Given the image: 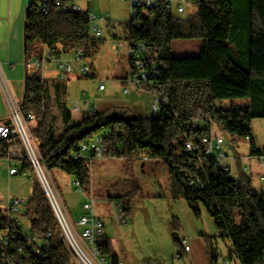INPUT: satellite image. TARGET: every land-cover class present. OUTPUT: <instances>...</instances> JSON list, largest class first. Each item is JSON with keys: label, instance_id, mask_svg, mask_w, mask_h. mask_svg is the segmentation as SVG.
<instances>
[{"label": "trees", "instance_id": "16d2710c", "mask_svg": "<svg viewBox=\"0 0 264 264\" xmlns=\"http://www.w3.org/2000/svg\"><path fill=\"white\" fill-rule=\"evenodd\" d=\"M41 1L30 0L25 11L26 57H40L44 48L70 52L79 47L89 56L98 39L92 37L87 12L63 11L57 4L80 0H50L46 11H42ZM191 2L197 11L188 17L159 8L143 10L139 17L142 28L134 26L130 30L133 42L149 45L147 65L158 66L160 88L169 96L170 105L160 117L134 115L130 108L111 106L74 122V113L65 100V81L70 76L64 80L44 78L42 68L26 75L21 109L25 115L32 112L36 117L33 134L50 172L61 169L86 190L91 184V159L75 158V153L82 142L109 130L110 136L104 141V157L134 161L147 156L148 160L163 161L169 168L172 198L185 200L197 218L202 217V207L205 208L215 222L218 235L231 242L232 256L240 264H264V194L254 190L253 179L243 170L240 154H237L240 178L235 179L207 160L201 146L203 134L211 128L208 119L228 133L233 142L239 137H249L252 148L257 143L252 121L264 118V0H249L248 68L232 56L230 40L238 32L237 29L232 33L233 1ZM182 39L203 40L201 54L174 57L173 42ZM130 66L133 72V64ZM237 98H251V102L245 106H223L225 100ZM193 119L203 123L194 127ZM3 121L10 119L0 122ZM186 139L196 145L195 157L202 164L199 174L207 184L205 188L192 189L184 175L188 164L182 145ZM6 146L8 143L0 140V158H4ZM29 169L34 173L32 193L20 214L26 228H18V250L0 245V264H8L7 259L11 264H76L73 253L58 233L48 238V245L40 247L27 239L30 235L46 238L47 231L57 227L46 192L31 162L24 160L21 173ZM129 195L131 191L110 196L112 201L122 203L124 214L131 208ZM173 222L177 230L176 219ZM13 223L6 210L0 209V234L14 227ZM204 238L210 260H216L214 236ZM99 247L112 264H119V255L109 236L100 237Z\"/></svg>", "mask_w": 264, "mask_h": 264}, {"label": "rangeland", "instance_id": "374dc122", "mask_svg": "<svg viewBox=\"0 0 264 264\" xmlns=\"http://www.w3.org/2000/svg\"><path fill=\"white\" fill-rule=\"evenodd\" d=\"M232 1V33L238 29L235 37L230 40L232 56L238 64L248 68L250 2L249 0ZM78 3L83 9L93 10L99 16H109L112 22L103 25L102 37L91 49L89 55L93 69L91 75L80 76L79 71L74 69V74H71L70 79L65 81L67 85L65 100L69 109L73 111L76 101L83 102L87 99L91 104L97 106L98 111L102 104L109 106L116 103L132 107L134 115L149 114L150 116L151 100L146 94L142 97L134 95L133 101H131L132 99L129 100V97L132 94L128 95L123 92L124 87L128 84L126 78L130 65L127 51L118 47L116 39L127 44L123 34L124 27L130 19V2L128 0H80ZM186 7L184 17L197 11L196 6L192 3L187 4ZM111 25L113 27H110ZM117 33L120 34L119 37H116ZM188 40L198 41L200 39L176 40L173 48L179 50L180 44ZM184 49L190 48L185 47ZM51 68H53L52 71ZM57 70V63L54 60L46 62L44 71L46 76L57 74ZM100 79L109 86L106 92L98 90ZM105 100L112 102L107 103ZM250 102L251 98L228 99L223 102V106H245ZM32 124L35 125L36 122ZM213 128L225 138L224 148L230 156L237 154L244 156L250 153L251 142L248 139L239 137L233 142L230 135L221 131L216 124ZM252 128L257 144L264 147V118L253 119ZM119 159L106 157L92 159L91 184L83 192L77 190L74 178L65 171L55 169L50 174L48 173L52 186L64 201L74 223L82 216H91V213L84 208V203L91 197L95 199L94 195L89 192L93 187L96 194L106 196L109 193L113 194L117 189L121 190L122 185L125 184L127 186L126 193L131 191V195H129L131 208L125 214V222L121 223L117 215L115 201L118 200L112 201L109 196L107 201L95 199L94 202L95 215L98 218L103 216L106 233L113 239L114 248L123 264H196V262H199L198 264H225L226 259L230 261V264H240L239 260L232 256L231 242L223 240L218 235L215 222L205 208L202 207V217L197 218L185 200H177L168 196L167 191H164L159 182L160 176L154 166V161H148L147 170L142 172L136 169L132 171L134 161L125 158ZM125 162L129 163L128 165L132 164V169L126 168ZM124 170L128 176L124 175ZM257 171V163H253L252 168L246 170L245 173L252 177L254 190L262 193V188L257 180ZM232 175L235 179L240 178L237 164L233 165ZM96 180L100 181L99 187L97 182L94 184ZM33 181L34 173L30 169L13 177L10 182L7 178L0 177V192H3L1 189L3 186L6 199L10 187V196L24 199L26 204L32 193ZM134 182L135 185H132ZM93 184L94 186H92ZM136 186L139 187V190ZM4 206L5 203L1 202L0 209L4 210ZM174 219L177 221V230L174 228ZM175 232L178 236L174 234ZM206 235L214 236L213 247L216 260H210L208 254L207 261L202 255L201 261H193L190 254L175 258V253L182 250V237H185L187 244L195 250L199 243L206 245L204 238ZM109 264H112L110 259Z\"/></svg>", "mask_w": 264, "mask_h": 264}, {"label": "built area", "instance_id": "2783aa9c", "mask_svg": "<svg viewBox=\"0 0 264 264\" xmlns=\"http://www.w3.org/2000/svg\"><path fill=\"white\" fill-rule=\"evenodd\" d=\"M131 4L130 19L127 25L126 43L127 51L129 55V65L133 64V72L129 66V72L127 74L126 81L128 84L124 87L123 92L131 95L144 96L146 93L151 95L150 103V116L160 117L162 112L166 111L170 105L169 96L163 92L160 88L158 81L159 72L158 66H148L146 62V55L149 50V45L142 41H132L130 30L132 27L142 28L143 22L139 18L143 10H155L161 9L168 11L176 15H183L186 12L187 4L192 3L191 0H128ZM212 1V0H207ZM50 0L41 1L42 11H46ZM59 8L63 11L81 13L87 12V17L91 24L92 37L100 39L102 37V29L104 24H111L112 20L108 16H99L95 11L90 9H83L78 1L68 3H57ZM119 48L124 47V42L117 40ZM54 60L57 63L58 79H66L71 74H74V69L79 71L80 76L91 75L93 69L89 56L83 48H76L70 52L51 51L47 50L40 57H33L24 61L26 69L42 68L46 62ZM78 65V66H77ZM76 74V73H75ZM106 89L105 82H100L98 90L102 91ZM85 94V93H84ZM74 122L80 119V116H87L94 114L98 110L96 105L91 104L89 100L83 102L76 101L74 105ZM10 121L0 122V140H4L8 143V146L4 148V158L9 162V174L17 175L21 173V163L24 160H29L32 167L37 174L46 195L53 208L55 216L57 218L56 230L50 229L47 231V237L41 238L38 236H28L30 239L38 244V247L42 245H48V238L53 234L58 233L63 242L71 250L74 255L76 264H109V258L101 253L99 247L100 237L106 234V226L102 219L95 215V199L91 197L84 203V208L91 213V216H82L78 221V224L82 226V229H77L76 223L71 219L68 209L60 197L59 193L52 186L49 174L43 162V156L41 150L36 142L33 134L37 121L35 115L30 112L25 115L22 112L20 103H16L12 108L9 116ZM211 126L210 131L203 134L201 139V146L204 149V153L207 160H210L213 165L218 168H222L229 172L231 176L233 171V165L236 166L238 156H230L228 151L225 150V138L217 133L213 126L212 120H207ZM36 122L35 125L32 123ZM203 120L193 119L192 124L194 127H200ZM110 136V131L105 130L95 135L90 140L84 141L80 144L79 150L75 153V158H90L91 161L94 158H104V152L106 146L104 141ZM249 140V137H247ZM183 148V149H182ZM182 150L187 154L188 167L184 171V175L188 181V185L194 189H202L206 187V182L202 179L199 171L202 170V164L197 163L196 145L190 140L183 141ZM141 159L148 160L147 156H142ZM243 164V170L246 171L252 168L253 163H257L258 171V184L262 188L264 194V147L259 146L257 143L252 148L249 154L239 157ZM254 161V162H253ZM252 171V170H251ZM49 173V174H48ZM253 173V172H252ZM78 189L82 190L79 182H75ZM26 200L20 198H13L6 209V215L12 220L14 227H9L0 234V245L11 250H18L17 242L19 240L18 228H20L21 221L14 215H19L23 211ZM117 215L120 222H125L124 208L120 201H115ZM182 250L175 253V258H180L184 251H189L190 246L187 244L185 237L181 238ZM36 248V252H38ZM6 262L11 264L10 260ZM119 264H122L119 262ZM225 264H230L228 259L225 260Z\"/></svg>", "mask_w": 264, "mask_h": 264}, {"label": "crops", "instance_id": "0c3cea01", "mask_svg": "<svg viewBox=\"0 0 264 264\" xmlns=\"http://www.w3.org/2000/svg\"><path fill=\"white\" fill-rule=\"evenodd\" d=\"M29 2L30 0H0V121L3 119H8L11 114L12 108L15 106V104L20 103L22 101L25 93V77L28 73L35 72L37 70L36 68L35 69L33 68L34 70L32 71L31 69L28 70L24 65V61L28 59V57H26V52L24 47V26H25V11ZM110 27L113 26L111 25ZM115 35L116 37L120 36V34L118 33ZM123 35L126 37V27H124ZM117 40L118 39H116V41ZM174 42H176V40ZM127 46H128L127 44H124L123 47V49H125L126 51H127ZM185 47L190 49L185 50L184 49ZM203 48H204L203 40L183 41V43L180 44L179 50H175L172 45V55L177 58L190 57L191 55L199 56L203 51ZM47 50H48L47 48H44V52ZM127 56L129 59L128 51H127ZM42 69H43L42 75L44 78H53V77L56 78L58 76V73L54 75L50 74L46 76L44 72L45 65L42 67ZM52 69L53 68H51V71ZM102 81L105 82L104 80L100 79L98 83ZM105 84H106V89L99 92H106L108 90L109 86L107 85L106 82ZM134 95L135 94H132V96L129 97V100L132 99L131 101H133ZM146 95L151 100V95L149 93H146ZM105 101L107 103L112 102L109 100H105ZM101 103H105V102H101ZM103 105L104 104H102L100 108H98L99 111H104L111 106L127 107L124 104L119 105L116 103L115 104L112 103L109 106H103ZM127 108L132 109V107H127ZM142 116H149V114H145ZM94 159H100V158H94ZM148 161L150 160H143L141 158L135 159L133 169H132V164L128 165L129 163L126 162L125 163L127 165L126 168L132 169V171L136 169L137 171L145 172L147 170L146 164ZM154 164H155L154 166H156L158 170L160 176L159 182L162 188L164 189V191H167L169 197H172L171 188H170L169 168L161 160H155ZM9 168H10L9 162L5 158H0V177L7 178V180L10 182L11 179L13 177H16L18 174L13 176L10 175ZM124 171H123L124 175L128 176V173L126 174V171L125 172ZM25 172H27V170ZM96 182L98 183V187H99L100 181L96 180L94 184ZM94 184L92 186H94ZM1 189L3 190V192H0V203L1 202L5 203L4 206V211H5L13 198L10 196L9 193L10 187L8 189V198L6 199H5L3 186ZM94 189L95 188L93 187L89 192L94 195L96 200H102V201L109 200L108 197L111 195L117 196L127 192V186L125 184L122 185L121 190L117 189L113 194L109 193L106 194V196L104 194H103L104 196H102V194H100L101 196H99L98 194L95 193ZM81 191L83 192V190ZM14 216H16L21 221V225L24 226V228H26L23 217H21L20 214ZM99 218L104 221L103 216ZM79 220L80 219L75 221V223L77 225L76 226L77 229L80 230L82 229V226L78 224ZM105 235L109 236L108 233H106ZM185 254H190L193 261H201V255L204 257L206 261L208 260L206 245H202L201 243H199L198 247H196L195 250L191 246L189 251H184L182 257L185 256ZM120 262L123 264L121 260ZM198 263L199 262H196V264Z\"/></svg>", "mask_w": 264, "mask_h": 264}]
</instances>
